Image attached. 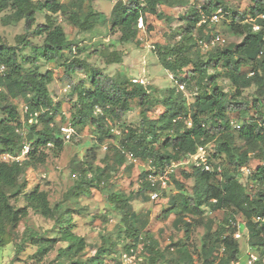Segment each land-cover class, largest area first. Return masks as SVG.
Wrapping results in <instances>:
<instances>
[{
  "label": "trees",
  "instance_id": "trees-1",
  "mask_svg": "<svg viewBox=\"0 0 264 264\" xmlns=\"http://www.w3.org/2000/svg\"><path fill=\"white\" fill-rule=\"evenodd\" d=\"M198 2L200 5L193 6L183 18L187 23L181 33L183 43L157 49L162 67L180 84L196 90L193 106L186 109L182 101L183 91L176 93V89H169L160 101L166 111L158 119L144 117L140 127H129L118 137L112 134L105 117H110L118 125L124 124L126 115L132 110L131 102L138 100L143 107L151 99V93L143 84L134 83L121 74L109 76L102 69L89 68L90 65L79 59L83 51L71 42L58 22V17L62 16L80 31L92 32L100 21L106 20V16L91 7L86 11L85 0H70L68 4L59 0H0V15L9 13L3 18L5 25L16 26L24 22V34L16 37V46H10L0 36V69H5V75H0V247L8 243L18 225L33 211L52 220L53 228L50 232L39 233L27 227L16 256L30 244L36 247L34 259L42 262L58 243L66 246L59 249L54 264H103L101 259L109 254L107 247H102L97 257L83 262L80 256L86 250V240L75 233L70 210L64 209L61 203L52 206L49 193L39 187L26 192L29 186L25 179L27 171L45 165L50 158L58 159L68 143L62 136L61 127L55 125L59 116H62V123L65 117L62 104L55 102L49 91L54 73L49 70L42 74L38 62L43 59L47 63H59L68 53L72 58H65L64 80L72 84L67 99L73 102L70 123L76 134L90 127L97 135L98 145L105 137L122 138L135 157L152 161L159 170L178 162L188 153H195L199 146H208L215 141L211 158L224 167L221 177L197 168L186 169L185 178L194 181L192 194L174 177L177 194L170 199V207L165 210V218L174 215V226H184L186 236L192 227L186 218L201 220L205 207L210 212L224 211L222 223L201 248L200 264H236L239 261L240 242L233 239L236 228L232 224L237 221V214L246 222L248 245L260 253V258L264 257V167L258 164L264 160V112L259 104L254 103L255 113L250 116L251 103L244 97L245 90L253 86L264 89V75L260 74L264 71V26L261 31L254 32L251 22L264 14V0H251L246 12L229 11L224 0ZM188 3V0H146L142 6L138 0H130L115 4L110 18L121 33L119 41L126 45L138 42L139 19L144 21L149 14L157 16L163 7L176 9ZM220 9L227 14L232 30L244 38L237 45L207 51L208 57L202 59L198 42L212 39L207 32L208 25L201 23L202 17L211 16ZM42 13H45V23H37L38 14ZM258 21L264 24V21ZM32 37L44 38L43 44L36 45ZM25 49H31L32 56L22 55ZM101 54L108 65L123 62L120 53L102 51ZM27 64L30 67H26ZM221 66L224 76L231 82L230 92L219 85ZM248 66H251L250 72H254L251 77L250 72H242ZM185 70L187 73L180 77ZM83 72L90 74L89 86L83 80L76 83L73 78ZM17 99H22L27 112L22 113L17 108L14 104ZM96 107L103 108L105 116L97 115ZM42 109L48 111L35 117V113ZM31 118L35 122L30 123ZM189 119L192 121L190 128L185 124ZM234 122L240 126L239 130L234 127ZM24 142L30 145V150L22 163L1 160L3 154L20 155ZM238 143L247 148L240 149ZM254 146L258 153L252 156ZM112 150L115 151L116 165L123 164L121 149L118 151L112 147ZM222 157L225 161H221ZM243 166H255L248 179L254 186L251 190L240 180L239 169ZM86 171L92 175H86ZM141 176L146 178V173ZM105 180V169L94 170L90 166L83 173L84 186L97 188L120 216L117 239L114 242L104 240L105 246H122L127 253H136L142 247L143 262L140 264H196L187 252L179 253L176 259H167L149 231L152 213L133 211L131 203L138 197L150 200L147 196L149 185L145 181L140 191L126 195L112 192L105 186ZM256 187L259 191L251 193ZM84 192L90 194L88 190ZM73 194L79 193L73 191ZM19 200L25 206L17 207L15 203ZM258 217L261 221L256 220ZM198 220L194 223L202 222ZM178 246L173 244L172 248ZM223 247L225 253L220 255Z\"/></svg>",
  "mask_w": 264,
  "mask_h": 264
},
{
  "label": "rangeland",
  "instance_id": "rangeland-1",
  "mask_svg": "<svg viewBox=\"0 0 264 264\" xmlns=\"http://www.w3.org/2000/svg\"><path fill=\"white\" fill-rule=\"evenodd\" d=\"M64 4H68L70 0H59ZM86 11L91 7L93 10L104 14L105 21H100L92 32H82L75 26L70 25L62 16L58 17V22L63 26L71 42L78 46V49L83 53L79 59L87 63L90 67H96L104 70L109 76L122 75L129 80L137 79L151 93L149 102L141 107L138 100L131 102L132 110L126 115L125 123L120 124L119 129L125 132L129 127L138 128L144 117L154 120L158 119L162 113L166 111L160 101L169 89H179L180 83L176 77L166 71L158 59V48L174 47L182 44L181 33L186 28L187 23L183 20L185 14L190 11L193 6L200 5L198 0H188V5L181 8L169 9L166 7L160 8L157 16L147 15L143 21V27L138 32V42L130 44H122L119 41L121 33L118 28H115L111 20V13L114 7L113 0H85ZM226 8L229 11L246 12L251 6V0H224ZM223 10V9H222ZM224 11V10H223ZM5 12L0 15V36L10 46H16V37L24 34V22H20L16 26L5 25L3 18L8 15ZM37 23H45V13L38 14ZM231 21L227 18L216 26H207V32L212 36L220 35L224 39L221 45L212 46L211 51L221 50L231 44L237 45L241 43L244 37L236 34L230 25ZM260 26H264L258 21ZM262 26V27H263ZM31 40L38 46L43 44L44 38L32 37ZM212 41V39L210 40ZM102 51H114L120 53L123 62L120 64L108 65L104 60ZM201 58H207L208 52L201 51ZM210 51V50H209ZM22 55L32 56L31 49H25ZM66 59L72 58L66 53ZM65 58L59 63H47L43 59L39 60L40 71L45 74L47 71L54 73V80L49 86L52 99L55 102L62 104V113L65 117V122H61V117L56 119L58 127H62L66 122H70L73 102L67 99L72 86L64 80V63ZM26 67H30L28 64ZM192 69V68H189ZM188 70L180 74L183 77ZM223 68L219 69V85L226 92L231 91V82L223 73ZM251 66L242 69L243 73H249ZM264 75V71H260ZM89 73H77L73 76L76 83L85 81L89 86ZM182 101L186 109L190 110L195 102L196 90L185 86L182 92ZM244 97L251 103L250 116H253L255 109L254 103L260 105L264 112V89H258L256 86L245 90ZM17 108L23 113L24 102L22 99L14 101ZM145 112V114H142ZM249 118V117H248ZM68 119V120H67ZM238 119V120H237ZM235 120L241 122L239 118ZM186 124V123H185ZM187 126V125H186ZM41 127V126H40ZM90 127L84 128L79 135L77 134L69 143H65L63 152L58 159L50 158L43 166L27 171L25 179L29 186L26 192L32 191L35 187L41 190H46L49 193L51 205L54 206L61 203L64 209H69L72 214V220L75 225L74 231L77 235L82 236L86 240V250L80 256L83 262L91 258L97 257L98 251L102 247H107L108 255H105L101 262L103 264H122V255L127 253L122 246L112 247L110 244L105 246L104 240L109 239V242H114L117 239L118 227L120 225L119 213L109 205L106 197L97 189L83 184V173L92 166L94 170H106L105 186L111 189L112 192H122L126 195L137 193L140 191L143 181L141 175L146 173L148 161H142L138 157L132 163L128 162L123 157V164L116 165L115 151L123 148L133 152L129 145L125 144L122 138L105 137L102 144H97V135H94ZM108 145V150H104V146ZM161 145H157L160 147ZM215 141L208 144L210 153H214ZM240 149H246L243 143H238ZM118 150V151H119ZM258 148L254 146L251 150V155H257ZM221 161H225L222 157ZM190 169L187 166L177 168L175 175L176 180L180 181L189 194H192L194 181L186 179L184 172ZM224 170V167H223ZM187 173V172H186ZM86 175H92V172L86 171ZM81 188V189H80ZM90 191L86 195L84 191ZM79 193L78 195L73 194ZM259 188L250 191L257 193ZM68 193H70L68 195ZM177 194V190L173 189L171 193L165 195L158 201H146L143 197H138L137 200L131 203L135 213L144 214L147 211L152 213L151 224L149 231L154 240L158 242L161 251H164L167 259H176L179 253L187 252L193 256L194 262L200 264L199 253L205 243L209 242L211 233H214L224 218V211L210 212L205 207V214L198 220L197 218H186V221L191 223L192 227L188 236H186L185 227L174 226L175 216L171 215L165 218V210L170 207V199ZM68 195V196H67ZM147 196L149 197L148 193ZM17 207L25 206L22 200L15 203ZM168 207V208H167ZM238 222L243 224L244 220L240 214L236 215ZM195 220L202 221L194 223ZM54 222L43 218L42 216L30 211L28 217L24 219L17 229L9 237L8 243L0 247V264H54L60 248L66 246L64 243H58L54 250L51 251L42 262L34 259L36 247L28 244L25 251L19 256H16L17 247L19 246L22 234L27 227L34 228L39 233L50 232ZM245 232L244 239L240 240L241 256L236 264H249L251 256L257 257L258 262L264 264V257L260 258V253L254 251L248 245V233ZM173 244H179L178 247H173ZM220 254V252H219Z\"/></svg>",
  "mask_w": 264,
  "mask_h": 264
},
{
  "label": "built area",
  "instance_id": "built-area-1",
  "mask_svg": "<svg viewBox=\"0 0 264 264\" xmlns=\"http://www.w3.org/2000/svg\"><path fill=\"white\" fill-rule=\"evenodd\" d=\"M130 0H113L114 4L117 3H128ZM138 2L143 6L146 3V0H138ZM226 13L220 9L211 16H203L202 22L203 24H207L209 26H216L220 24L226 18ZM258 20L264 21V14L260 15L257 20H251L253 23V31L259 32L262 30V26L258 24ZM200 23V24H201ZM138 27H143V19H139ZM224 43V39L220 35H216L212 38V41H205L200 40L198 42L199 47L202 51H209L211 50L212 46L221 45ZM0 75H5V69H0ZM250 77L254 75V72H250L248 74ZM134 83H139L137 79L133 80ZM71 86L69 85L68 88ZM179 89L181 91L185 90V85L180 84ZM24 112L28 111V108L24 105L23 107ZM96 114L105 116V111L101 107H96ZM47 109H42L40 112L35 113V117H38L40 114L47 112ZM108 121L111 132L115 136H122V131L119 129L118 123H114L110 120V117H105ZM68 120V119H67ZM35 122L34 118L29 120L30 123ZM187 127H192V121L189 119L186 122ZM234 127L239 130L240 126L234 122ZM61 133L66 142H70L77 134L74 130L72 124L68 121L64 126L61 127ZM24 134V133H22ZM24 147L20 155L12 156L10 154H3L1 156L2 161H11L16 163H22L24 161L25 156L28 154L30 150V145L26 142L23 143ZM104 150H108V145L104 146ZM121 154L127 159L128 162L132 163L136 160V157L133 152L121 148ZM260 166L264 167V160L258 163ZM257 164V165H258ZM255 164V166H257ZM180 166H187L190 168H197L201 172L216 174L218 177H221L223 174V167L216 161L211 158V153L208 150V146H199L195 153H188L180 158L178 162H173L170 166L166 167L163 170H159L152 161H148V168L146 171V178L145 182L149 185V196L151 201L155 202L160 200L164 197V195L171 193L173 189H175V184L173 178L177 173V168ZM255 166H243L239 169V177L242 183H244L248 188L251 190L253 189V184L248 179L253 175ZM257 221H261V218H257ZM235 226L236 231L233 234V239L236 241H240L244 239L245 232L247 231L246 222L244 221L243 224L238 221L232 222ZM248 233V232H247ZM142 247L136 253H125L122 255V264H140L143 262L142 256ZM225 253V248L220 249V255ZM249 264H257L258 258L251 256L250 260L248 261Z\"/></svg>",
  "mask_w": 264,
  "mask_h": 264
}]
</instances>
